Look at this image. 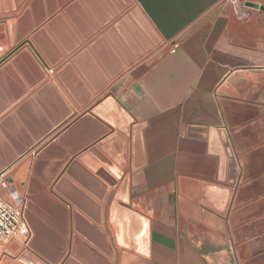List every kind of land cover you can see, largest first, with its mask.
I'll use <instances>...</instances> for the list:
<instances>
[{
	"label": "crops",
	"instance_id": "0c3cea01",
	"mask_svg": "<svg viewBox=\"0 0 264 264\" xmlns=\"http://www.w3.org/2000/svg\"><path fill=\"white\" fill-rule=\"evenodd\" d=\"M73 1L0 0V59L24 41L1 64L11 63L18 51L26 49L44 73L43 77L27 80L16 70L24 89L14 97L5 94L7 104L0 114L23 99L0 122L16 115L15 109L26 100H36L35 94L44 86L37 87L43 78L69 107L62 120L50 121V129L0 171L5 173L7 182L15 189L22 185L24 194L35 154L89 113L107 131L75 153L69 152L45 188L67 206L52 186L71 159L111 133L110 124L92 114L91 109L112 98L130 122L126 168L120 169L122 175L117 177L109 168L100 166L116 181L110 189L117 190L124 176H129L125 207L142 217L146 225L137 234V226L131 227L132 220L127 216L122 228L109 221L114 238L118 239L122 232L134 246L117 244L118 264H264V66L231 67L212 55L223 33L228 45L264 54V0H244L259 7L236 6L227 0H132L130 6H125L117 0L120 11L108 0H104L106 6L92 0L90 10L82 4L89 21L76 15L73 26L67 20L78 44L68 51L60 48L62 61L78 50L88 49V44L96 46V53L91 52L96 63L115 60L114 54L123 60L113 39L105 37L106 30L134 57L121 36H130L123 18H128L141 33L128 15L130 7L140 11L159 43L134 59L81 107L71 103L29 42L31 34L44 28ZM75 27L91 32L83 38ZM100 37L106 38L107 46L98 41ZM173 45L177 47L170 51ZM29 76L34 73L29 72ZM42 99L52 104V114L60 113L61 108L49 91L42 93ZM138 123L144 124L141 144L133 152L131 129ZM9 125L14 139L24 138L14 122ZM220 129L224 130L237 166L234 183L226 180L228 167L227 159H221V154H226ZM98 130V125L86 121L77 126L73 139H92ZM113 146L116 151L119 145ZM133 157L134 163L142 162L135 171L131 170ZM195 208L201 215L202 211L209 214L213 226L221 224L225 233L191 217V213L196 214ZM71 210V206L67 207L64 253L55 264H62L70 254ZM11 243L10 249L18 245L17 240ZM24 248L25 245L5 254L14 258ZM33 253L44 264H53Z\"/></svg>",
	"mask_w": 264,
	"mask_h": 264
},
{
	"label": "water",
	"instance_id": "95a60500",
	"mask_svg": "<svg viewBox=\"0 0 264 264\" xmlns=\"http://www.w3.org/2000/svg\"><path fill=\"white\" fill-rule=\"evenodd\" d=\"M94 1L101 2L106 6L104 0ZM108 1L117 11H120L121 8L117 0ZM121 1L125 6H130L132 3V0ZM91 2L92 0H75L71 2L62 10V13L53 16L46 22L44 28L31 34L29 39L34 51L45 63L54 79L66 91L71 103L77 107H81L90 101L94 93H98L107 86L109 81L114 79L127 65H131L134 59L140 58L144 52L150 51L153 46L159 43L158 37L140 11L137 8L130 7L128 15L141 30V33L136 30L128 18H123L122 22L127 25L130 36L126 33H121V36L134 57L128 55L125 46L116 41L114 42V35L110 30H106L105 37L113 39L115 48L119 56L123 57V60L118 59L114 54L115 60L96 63L91 57V52L96 53V46L88 44V49L78 50L62 61L61 49L68 51L78 44L75 31L71 29L67 20L74 26L77 15L85 18L88 22L82 4L90 10ZM244 4L250 7H259L257 3L250 1H246ZM117 27L118 24H115V28ZM75 28L83 38L91 32L88 30L82 32L77 27ZM105 37H100L98 41L107 46ZM16 39H19V36ZM134 40L137 41L140 48L137 47ZM23 43L24 41L20 42L19 45L0 59V111L7 104L5 94L8 97H14L24 89L16 70L27 80L44 76V73L26 49L18 51L11 58V63L1 64L8 56L17 51ZM212 55L231 67L264 66V54L228 45L225 33L222 34L216 44ZM68 60H70L69 63H67ZM29 72L34 73V76L30 77ZM41 85L44 86L35 94L36 100H26L15 109L16 115H10L0 122V130L4 133L0 131V171L10 165L18 154L26 151L32 145L34 139L42 137L50 129V121L57 123L69 113L68 105L53 85L47 82V78H43L37 87ZM44 91H49L52 97L55 98L61 108L60 113L52 114L50 110L52 104L42 99ZM16 104L0 114V119ZM91 113L110 124L113 130L109 135L98 140L96 144L71 159L63 173L53 184L52 190L67 202V206L49 194L45 189L46 185L52 181L59 165L69 152L75 153L80 150L103 135L107 131L106 128L96 121L92 115L86 113L35 154L23 194L25 205L23 214L29 226L30 235L25 248L16 257L13 258L3 254L0 258V264H44L33 252L53 264L57 263L62 257L66 245L67 207L69 206L72 207L73 233L70 238V254L62 264H118L119 250L117 244L131 248L134 246L130 241L128 242L129 239L122 232L120 237L115 239L109 221L117 223L122 228L126 224L124 218L127 216L132 220L131 227L137 226V234L144 231L146 225L142 217L135 215L125 207V204L128 203L129 176L127 174L124 176L117 190L110 189L109 186H115L116 181L100 166L101 164L109 168L115 176L121 177L120 169L126 168V145L127 138L130 136V122L124 111L112 98H106L98 103L91 109ZM10 121L15 123L18 131H22L21 136L24 137L23 139H14V134L10 131ZM86 121L98 125L99 130L94 138L77 142L73 139V132L79 124ZM143 126V123L132 125L133 152L134 149L140 147V130ZM25 128L30 133L27 131L26 133ZM11 129L13 128L11 127ZM219 132L226 154V157L221 154V159L224 161L227 159L228 176L226 180L229 183H234L237 173L235 159L224 130L220 129ZM15 135L18 136L16 133ZM117 144L119 146L115 151L113 145ZM108 157L119 168L115 167ZM141 165L142 162L140 164L134 163L133 157L131 170L135 171ZM13 188L14 186L11 189ZM195 213H191V217L213 226L209 214L202 211L201 215L196 208ZM213 227L225 233V229L221 224Z\"/></svg>",
	"mask_w": 264,
	"mask_h": 264
},
{
	"label": "built area",
	"instance_id": "2783aa9c",
	"mask_svg": "<svg viewBox=\"0 0 264 264\" xmlns=\"http://www.w3.org/2000/svg\"><path fill=\"white\" fill-rule=\"evenodd\" d=\"M236 6L244 4V0H227ZM177 46L173 45L170 51ZM7 182L5 173L0 172V239L2 241L18 240L23 236V244H26L30 235L29 226L25 220L24 197L15 187ZM19 201V202H18Z\"/></svg>",
	"mask_w": 264,
	"mask_h": 264
},
{
	"label": "rangeland",
	"instance_id": "374dc122",
	"mask_svg": "<svg viewBox=\"0 0 264 264\" xmlns=\"http://www.w3.org/2000/svg\"><path fill=\"white\" fill-rule=\"evenodd\" d=\"M17 192L20 194V195H23V190H24V187L22 186V185H19V186H17ZM12 241H14V240H12ZM14 244V243H13ZM17 246L15 247V248H11L12 249V251H15V249H17V248H19V247H21V246H23L24 244H23V236L22 237H20V238H18V240H17ZM12 246V243H11V240L10 241H2L1 239H0V258H1V256L3 255V254H5V253H7V251H9V250H11L10 249V247Z\"/></svg>",
	"mask_w": 264,
	"mask_h": 264
}]
</instances>
